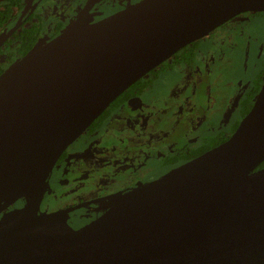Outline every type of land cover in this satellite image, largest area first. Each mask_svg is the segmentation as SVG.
I'll return each instance as SVG.
<instances>
[{
	"label": "water",
	"instance_id": "95a60500",
	"mask_svg": "<svg viewBox=\"0 0 264 264\" xmlns=\"http://www.w3.org/2000/svg\"><path fill=\"white\" fill-rule=\"evenodd\" d=\"M260 12L264 0H142L1 73L0 264H264V84L230 140L80 230L32 203L1 215L141 77Z\"/></svg>",
	"mask_w": 264,
	"mask_h": 264
},
{
	"label": "flooded vegetation",
	"instance_id": "af4514ba",
	"mask_svg": "<svg viewBox=\"0 0 264 264\" xmlns=\"http://www.w3.org/2000/svg\"><path fill=\"white\" fill-rule=\"evenodd\" d=\"M141 1L13 0L0 27V74L78 20L95 24ZM241 15L125 90L1 215L32 203L41 212L64 214L80 230L138 188L230 140L264 84V60L255 72L238 74L234 54L221 47V31Z\"/></svg>",
	"mask_w": 264,
	"mask_h": 264
},
{
	"label": "rangeland",
	"instance_id": "374dc122",
	"mask_svg": "<svg viewBox=\"0 0 264 264\" xmlns=\"http://www.w3.org/2000/svg\"><path fill=\"white\" fill-rule=\"evenodd\" d=\"M223 46L234 54L233 70L242 74L251 72L264 60V14L246 13L231 22L222 31ZM220 32V33H221ZM227 38V39H226ZM225 40L226 44L225 45ZM229 67V63L227 64ZM230 68V67H229Z\"/></svg>",
	"mask_w": 264,
	"mask_h": 264
},
{
	"label": "trees",
	"instance_id": "16d2710c",
	"mask_svg": "<svg viewBox=\"0 0 264 264\" xmlns=\"http://www.w3.org/2000/svg\"><path fill=\"white\" fill-rule=\"evenodd\" d=\"M13 0H7L0 3V27L7 21L10 11L12 9L11 4ZM9 7V8H8Z\"/></svg>",
	"mask_w": 264,
	"mask_h": 264
}]
</instances>
